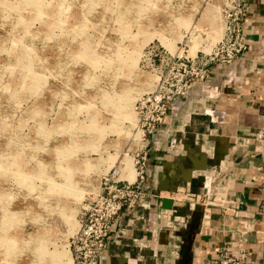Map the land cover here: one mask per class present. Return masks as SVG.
<instances>
[{
	"label": "rangeland",
	"instance_id": "374dc122",
	"mask_svg": "<svg viewBox=\"0 0 264 264\" xmlns=\"http://www.w3.org/2000/svg\"><path fill=\"white\" fill-rule=\"evenodd\" d=\"M223 3L0 0V264H73L85 199L143 143L137 100L214 45Z\"/></svg>",
	"mask_w": 264,
	"mask_h": 264
},
{
	"label": "crops",
	"instance_id": "0c3cea01",
	"mask_svg": "<svg viewBox=\"0 0 264 264\" xmlns=\"http://www.w3.org/2000/svg\"><path fill=\"white\" fill-rule=\"evenodd\" d=\"M243 30L247 51L229 66L211 65L210 78L174 102L170 134L160 145L151 139L145 203L121 213L105 264H204L224 246L245 251L246 264H264V0L249 1ZM215 149L226 153L220 172L209 162L200 171L201 156ZM165 161L169 179L183 174L180 161L194 168L191 183L177 189L225 198L205 222L200 208L182 206L172 229L156 223L164 209L157 195L169 192L158 189Z\"/></svg>",
	"mask_w": 264,
	"mask_h": 264
},
{
	"label": "built area",
	"instance_id": "2783aa9c",
	"mask_svg": "<svg viewBox=\"0 0 264 264\" xmlns=\"http://www.w3.org/2000/svg\"><path fill=\"white\" fill-rule=\"evenodd\" d=\"M249 1L224 0L221 38L208 51L194 56H173L168 70L160 76L155 89L139 97L135 110L137 128L142 133L143 143L134 158L133 177L128 178L122 168L118 167L102 178L97 193L85 199L78 230L71 241L73 264H105L106 251L116 232L121 213L133 211L145 203L150 141L153 139L160 145L162 137L170 134L171 129L164 126L170 118L174 102L187 97L193 89L207 81L211 65L229 66L247 51L249 44L243 22ZM157 197L171 201V207L162 209L156 216V223L167 229H172L182 221L178 215V209L182 206L200 208L205 222L210 208L225 202V198L217 192L205 196L192 191L189 186L175 192L159 193ZM230 208L237 214L236 207ZM246 259L245 251L231 254L228 246H224L204 264H246Z\"/></svg>",
	"mask_w": 264,
	"mask_h": 264
},
{
	"label": "water",
	"instance_id": "95a60500",
	"mask_svg": "<svg viewBox=\"0 0 264 264\" xmlns=\"http://www.w3.org/2000/svg\"><path fill=\"white\" fill-rule=\"evenodd\" d=\"M225 155H226L225 150L218 151L217 149L214 150V153L211 157L205 154L202 155L201 159H202V162H204L205 166L203 168H198V169H200V171L205 170L206 164L207 162H209L212 164L214 171H216L217 173L220 172L219 167ZM177 165L181 170L183 169V174L179 175L178 177L169 179L167 171H168V168L172 167V165L171 163L167 161L163 163L162 174L160 176V183L158 186V189L160 191L165 190L169 192H175L179 182H182L184 184L191 183L192 178H193L192 172L194 171V168H185L183 162L181 161ZM208 178H212V175L209 176ZM168 184H170V186H168ZM161 201L164 203L163 205L164 209H169L171 207L170 200L163 199Z\"/></svg>",
	"mask_w": 264,
	"mask_h": 264
},
{
	"label": "bare ground",
	"instance_id": "6f19581e",
	"mask_svg": "<svg viewBox=\"0 0 264 264\" xmlns=\"http://www.w3.org/2000/svg\"><path fill=\"white\" fill-rule=\"evenodd\" d=\"M215 16V15H214ZM214 16H212L213 18H216V17H214ZM223 23V22H222ZM224 24V23H223ZM223 31V29H222V25H221V28L217 31V33L214 35V36H212V39H213V41H215L216 42V40H219L220 38H221V36H222V32ZM151 86H153V85H149V83L145 86V88H144V90H150L152 87ZM153 89V88H152ZM141 92V91H140ZM138 95V94H137ZM131 96V95H130ZM130 114V113H129ZM130 116V115H129ZM131 118V116L129 117V119ZM135 121V120H134ZM134 121H133V123H134ZM134 138H133V140H134V143L135 144H137L138 142L139 143H141V132L140 131H136V133H135V135L133 136ZM126 160V159H125ZM133 161H131V159H128V161L127 162H125V165H122V170H123V172H124V174L128 177V178H132L133 177ZM17 171V170H16ZM99 191V190H98ZM98 191H96V192H93V193H97ZM92 193V194H93ZM67 217V216H66ZM67 221H69V223L71 222H73L72 221V218H67ZM74 228V225L72 224V226H71V229H73ZM76 228V227H75ZM74 228V229H75ZM77 230H78V224H77ZM73 232V231H72ZM67 256V254H66V252L65 251H62V250H60V251H58L56 254H54L53 256H52V261H50L52 264H71V261H70V258H68V256ZM67 258V259H69V261H66V262H62V260L64 259V258ZM66 258L64 259V260H66Z\"/></svg>",
	"mask_w": 264,
	"mask_h": 264
}]
</instances>
